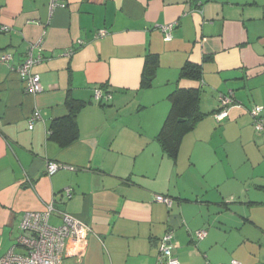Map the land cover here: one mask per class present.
Segmentation results:
<instances>
[{"label": "crops", "instance_id": "crops-1", "mask_svg": "<svg viewBox=\"0 0 264 264\" xmlns=\"http://www.w3.org/2000/svg\"><path fill=\"white\" fill-rule=\"evenodd\" d=\"M198 1L199 11L197 0H57L53 10L0 0V257L24 253V215L54 202L53 225L63 212L91 229L82 260L63 264H156L169 232L180 264H264V129L251 115L264 107V0ZM35 44L39 94L12 70ZM148 54L159 66L143 89ZM187 62L203 67L201 82L178 80ZM99 87L109 103L94 99ZM177 87L200 89L207 116L173 160L156 137ZM229 92L235 103L218 122ZM68 97L86 106L79 140L61 148L49 129ZM49 162L65 168L49 176Z\"/></svg>", "mask_w": 264, "mask_h": 264}, {"label": "built area", "instance_id": "built-area-1", "mask_svg": "<svg viewBox=\"0 0 264 264\" xmlns=\"http://www.w3.org/2000/svg\"><path fill=\"white\" fill-rule=\"evenodd\" d=\"M196 1V0H195ZM51 9L53 10L57 4V0H50ZM200 3L197 0L196 10L199 11ZM162 31L165 35V40L172 38L174 25L162 26ZM2 32H8L10 29L7 26L1 28ZM108 34L106 30L99 31L96 37H105ZM82 44V43H81ZM37 45H31L26 53L23 62L12 68L21 81L25 89L31 94H39L43 91L41 78L33 72L34 67L42 61L40 57L34 56V51ZM73 51L67 55L71 56ZM10 56H5L2 61H9ZM94 99L99 104H107L111 101L112 95L110 92H105L101 87L96 88ZM235 103L233 92L219 97V112L215 117L218 122L223 121L229 116V107ZM251 115L254 121V126L258 132L264 129V107L255 106L251 110ZM32 118L30 129L33 128ZM65 167L61 164L49 162L47 172L52 176ZM74 170L73 168H69ZM68 198H71V191L67 190ZM156 201L171 205L172 200L163 195H157ZM57 212L54 202L46 205L42 212H28L24 215L20 225V235L17 238L16 246L24 249V253L16 254L13 249L6 255L0 257V264H63L66 258H76L81 261L85 254L87 239L91 232L90 227L76 217L60 212L61 224L53 225L51 223L52 216ZM204 232H198L197 237L203 239ZM173 234L167 233L161 240L159 248V256L156 264H180L174 257V245L172 243ZM231 264H241L237 261Z\"/></svg>", "mask_w": 264, "mask_h": 264}, {"label": "trees", "instance_id": "trees-1", "mask_svg": "<svg viewBox=\"0 0 264 264\" xmlns=\"http://www.w3.org/2000/svg\"><path fill=\"white\" fill-rule=\"evenodd\" d=\"M158 66V56L148 54L142 74L141 87L143 89L152 87ZM178 80L201 82L203 80V67L190 62L185 63L180 70ZM101 88L108 92L106 87ZM202 93L200 89H181L177 87L169 96L171 108L156 140L162 150L173 160H177L185 136L193 132L198 123L207 116L201 109ZM66 105L68 115L53 120L49 129L50 139L57 141L61 148L68 147L79 140L80 131L77 117L79 112L86 106L84 102L75 100L72 97H68ZM217 112L219 110L215 113Z\"/></svg>", "mask_w": 264, "mask_h": 264}]
</instances>
